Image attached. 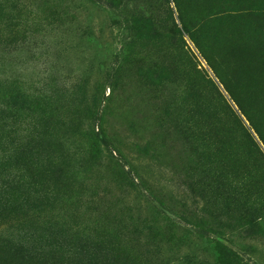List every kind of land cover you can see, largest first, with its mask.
Listing matches in <instances>:
<instances>
[{
  "label": "rangeland",
  "instance_id": "rangeland-1",
  "mask_svg": "<svg viewBox=\"0 0 264 264\" xmlns=\"http://www.w3.org/2000/svg\"><path fill=\"white\" fill-rule=\"evenodd\" d=\"M2 2L0 264H264V0Z\"/></svg>",
  "mask_w": 264,
  "mask_h": 264
},
{
  "label": "trees",
  "instance_id": "trees-1",
  "mask_svg": "<svg viewBox=\"0 0 264 264\" xmlns=\"http://www.w3.org/2000/svg\"><path fill=\"white\" fill-rule=\"evenodd\" d=\"M3 1V0H2ZM0 0V8L3 6V2ZM114 3V0H106V5L108 6H112ZM55 189H58L57 191L59 192L61 189L57 188L56 186H54ZM88 243H85V247L89 250V251H95V245H97V243H92V240L87 241ZM16 248L18 249L17 251H21L23 246L21 242H17L16 243ZM87 250V251H88ZM23 251V250H22ZM21 251V252H22ZM114 261H101L98 257L92 256L89 257L87 259H84L83 256H81L80 254H78L75 257L76 262L73 263L71 261H66L69 264H115L114 262H118V260L116 258H112Z\"/></svg>",
  "mask_w": 264,
  "mask_h": 264
}]
</instances>
